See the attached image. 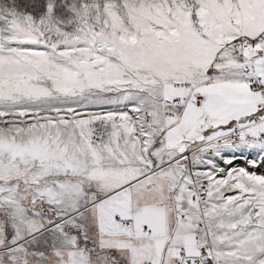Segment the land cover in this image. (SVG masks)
<instances>
[{
    "label": "snow or ice",
    "instance_id": "6c2138e0",
    "mask_svg": "<svg viewBox=\"0 0 264 264\" xmlns=\"http://www.w3.org/2000/svg\"><path fill=\"white\" fill-rule=\"evenodd\" d=\"M262 166L264 0H0V264H264Z\"/></svg>",
    "mask_w": 264,
    "mask_h": 264
},
{
    "label": "rangeland",
    "instance_id": "374dc122",
    "mask_svg": "<svg viewBox=\"0 0 264 264\" xmlns=\"http://www.w3.org/2000/svg\"><path fill=\"white\" fill-rule=\"evenodd\" d=\"M238 163H241L240 161H238ZM262 167H264V166H262ZM260 170H264V169H258V171H260Z\"/></svg>",
    "mask_w": 264,
    "mask_h": 264
},
{
    "label": "bare ground",
    "instance_id": "6f19581e",
    "mask_svg": "<svg viewBox=\"0 0 264 264\" xmlns=\"http://www.w3.org/2000/svg\"><path fill=\"white\" fill-rule=\"evenodd\" d=\"M261 169H264V167H262Z\"/></svg>",
    "mask_w": 264,
    "mask_h": 264
}]
</instances>
